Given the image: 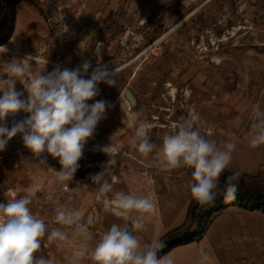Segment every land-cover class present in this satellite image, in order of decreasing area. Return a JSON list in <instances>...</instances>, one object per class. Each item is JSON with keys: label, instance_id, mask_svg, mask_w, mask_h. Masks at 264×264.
Returning <instances> with one entry per match:
<instances>
[{"label": "rangeland", "instance_id": "1", "mask_svg": "<svg viewBox=\"0 0 264 264\" xmlns=\"http://www.w3.org/2000/svg\"><path fill=\"white\" fill-rule=\"evenodd\" d=\"M3 12L0 40L5 42L0 45L47 58L62 70L85 60L95 67L99 59L109 71H118L116 83L100 82L99 94L87 102L103 100L108 106L73 180L67 186L58 183V159L44 153L47 165L40 164L18 133L0 151V202L30 195L32 211L49 230L58 227L52 223L57 199L82 211L85 220L92 216L89 251L112 223H124L104 211L105 199L117 191L154 197L157 211L139 233L142 241L162 239L174 229L192 231L202 208L188 188L192 169L161 171L154 153L144 157L137 151L128 125L152 123L150 139L159 147L171 126L195 111L207 138L218 145L235 141L232 162L220 181L223 186L229 175L240 172V195L209 212L200 240L166 255L174 264H264V145L252 148L248 137L254 111L264 110V0H0V18ZM14 57L24 58L7 51L0 53V64ZM41 68L33 65L35 73ZM52 70L46 65L42 74ZM3 74L0 65V79H7ZM15 89L27 98L19 81ZM28 115H10L5 124L10 129ZM108 145L112 154L99 150ZM107 165L104 179L113 184V192L98 198L99 184L92 177ZM193 206L198 210L188 215ZM67 231L71 238L72 230ZM36 255L68 264L71 250L45 236ZM79 264L93 262L84 258Z\"/></svg>", "mask_w": 264, "mask_h": 264}, {"label": "clouds", "instance_id": "2", "mask_svg": "<svg viewBox=\"0 0 264 264\" xmlns=\"http://www.w3.org/2000/svg\"><path fill=\"white\" fill-rule=\"evenodd\" d=\"M7 51V48L0 47V53ZM48 63L47 58L26 55L23 59L14 57L0 64L3 65V76H7V79H0V92L3 93L0 96V151L18 133L22 134L24 147L39 158L40 164L47 165L44 153L58 159L61 170H54L55 180L67 186L79 168L78 162L87 141L105 117L108 106L103 100L91 105L87 102L99 94L100 82L109 86L116 83L118 69L109 71L108 65L97 59L95 67L85 60L75 69L62 70L57 63L51 72L42 74ZM33 65L42 66L39 73L33 71ZM89 69H92L90 78H85ZM17 81L23 84L28 94L26 99L21 98L24 92L15 89ZM19 112L29 115L9 129L6 118ZM128 126L134 129L133 144L137 151L144 157L154 153L161 171L171 172L182 167L192 169L188 188L191 198L199 206L210 205L218 195H222L225 201L236 199L241 173L229 175L223 186L220 181L232 162L236 143L230 139L218 145L215 140L207 138L197 112L180 117L162 137L159 147L150 139L152 123L130 122ZM248 137L252 148L264 145V110L254 111ZM99 150L107 155L114 152L110 145ZM108 165L92 177L99 184L98 198L113 192V184L104 179ZM53 203L56 207L52 223L58 227L49 230L48 223L32 211L30 195L9 196L6 202H0V264H54L52 259L36 255L45 236L48 242L71 250V255L65 257L68 264H79L84 258L93 264H174L170 255H158L166 246L162 239L144 242L139 235L157 211L151 195L117 191L110 199H105L104 211L124 223H112L99 236L91 251L88 242L94 237L90 230L94 218L88 216L85 220L82 211L61 204L58 199ZM68 229L72 230L71 238ZM77 238L79 243H74Z\"/></svg>", "mask_w": 264, "mask_h": 264}, {"label": "trees", "instance_id": "3", "mask_svg": "<svg viewBox=\"0 0 264 264\" xmlns=\"http://www.w3.org/2000/svg\"><path fill=\"white\" fill-rule=\"evenodd\" d=\"M5 24H6V13L3 12L1 13V18H0V36L5 32ZM5 42L4 40H0V43ZM225 180V176L223 178ZM240 195V194H237ZM225 200L222 195H218L217 198L213 203L210 205L203 206L200 210V213L198 214L197 217V222L195 229L192 231L190 230H181V229H174L170 232H168L162 240L165 242V247L159 251L158 255L163 257L165 256L168 252H170L172 249L190 244L195 241V238L197 240H200L204 234V232L207 230L208 225H202V221L205 217L208 216L209 212L215 208L216 210L219 211L220 208L219 205L223 203ZM219 207V208H218ZM246 207V206H244ZM252 209H255V206H253ZM198 210V207L193 206L192 208L189 209L188 215H190L193 211Z\"/></svg>", "mask_w": 264, "mask_h": 264}, {"label": "bare ground", "instance_id": "4", "mask_svg": "<svg viewBox=\"0 0 264 264\" xmlns=\"http://www.w3.org/2000/svg\"><path fill=\"white\" fill-rule=\"evenodd\" d=\"M0 47H5V48L8 49V52H11V53H14V54H17V55L23 56V57H25L26 55H29V54L23 53V52H21V51H19V50L10 49L9 47H7V46H5V45H3V44L0 45ZM47 65L54 66V64H52V63H48Z\"/></svg>", "mask_w": 264, "mask_h": 264}]
</instances>
